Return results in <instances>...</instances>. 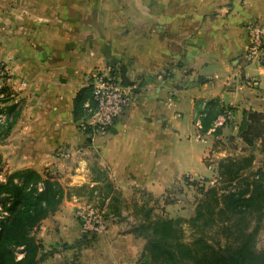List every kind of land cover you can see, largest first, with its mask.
<instances>
[{"label":"crops","instance_id":"crops-1","mask_svg":"<svg viewBox=\"0 0 264 264\" xmlns=\"http://www.w3.org/2000/svg\"><path fill=\"white\" fill-rule=\"evenodd\" d=\"M248 22L264 25V0H0L10 93L2 105L11 116L7 133L0 126V179L27 170L63 190L35 233L44 252L56 251L40 264H70L77 242L90 238L79 264H137L145 241L132 229L145 212L154 219L159 204L174 205L162 198L197 177L195 161L212 171L205 162L214 140L254 162L262 156L259 144L250 149L238 137L244 112L264 114V68L243 59ZM96 71L130 87L132 100L104 134L88 137L73 100ZM224 107L230 126L201 130L206 147L195 154L185 143L198 132L195 117ZM89 200L109 220L91 237L73 217Z\"/></svg>","mask_w":264,"mask_h":264},{"label":"trees","instance_id":"trees-1","mask_svg":"<svg viewBox=\"0 0 264 264\" xmlns=\"http://www.w3.org/2000/svg\"><path fill=\"white\" fill-rule=\"evenodd\" d=\"M1 92L5 97L0 99V105L10 98L7 86L4 85ZM86 103L93 105L90 86L81 89L73 100L76 120L86 116ZM222 111L223 108L207 110L206 117L201 119L203 132L211 128ZM6 126L5 133L11 125ZM238 137L247 148L253 149L259 144L264 154V114L244 112ZM253 162L251 154L239 159L225 158L218 163V174L220 178L229 175L231 185ZM241 179L242 184L231 191L220 190L216 185L197 189L203 199L186 221L160 216L152 219L145 212V217L131 231L145 241L137 264H264V251L255 249L258 227L250 229L246 220L253 211H262L260 217L264 215V171L257 170L251 181ZM184 181L197 187L195 183H188V178ZM62 197L63 190L52 177H42L32 171L15 172L0 180V264H40L56 253L54 250L44 252L35 233L41 222L56 211ZM216 218L234 221L235 234L230 243L214 247L205 239V229ZM183 224L193 231L189 242L184 239ZM80 242L86 240L77 242L78 247Z\"/></svg>","mask_w":264,"mask_h":264},{"label":"rangeland","instance_id":"rangeland-1","mask_svg":"<svg viewBox=\"0 0 264 264\" xmlns=\"http://www.w3.org/2000/svg\"><path fill=\"white\" fill-rule=\"evenodd\" d=\"M250 67L251 69L252 68L258 69V66L255 64H252V66ZM3 78H6V75L1 77L0 80L2 81ZM182 109H183L181 111L182 114L180 115L181 118L179 120L182 122V124L185 127L186 125H188V120H189L188 113H187L188 108L184 106ZM230 124L231 123H228L226 124V126H230ZM0 131L2 132L3 128H1ZM195 136L192 137V135H190L189 137L190 143L188 142H185V143H187V145H189L190 147L194 148L195 154H200V152L203 151L204 148L206 147V145L202 143L206 139L202 135L203 136L202 140L197 142L195 141L196 140ZM183 141H187V140H183ZM214 141L216 143L215 151L212 154H210L208 159L206 158V162H205L206 165H210L213 167L212 171L206 170L205 164L201 165L198 161H195L193 164L191 173L196 174L195 177L196 176L197 177L194 179H190L188 183L190 184L195 183L197 184V187H195V185L193 184L188 185L185 182L172 186V188L167 193V195L164 196L165 198H162V202H164L165 199L166 201L172 200L174 205L166 206L164 209H161L160 205H162L163 203L159 204L158 205L159 207L156 208V213H157L156 215L162 218H169V219L180 218L186 221L194 215L198 203H200V201L203 199L202 193L197 190L201 186L204 189H208L209 187L216 185V187L220 190L222 189L223 191H231L234 189L236 185L242 184L241 178H246L247 181H251V176L257 170L264 171V154H262L261 156V154L258 153L256 154V157H255L254 166L247 168L243 170L242 172H240V174L238 175V179H236L231 185H229L228 184L229 175H225L220 178L218 174V163L225 158H233V159L238 158L239 159L240 157L244 155H249V154L244 151L241 152V151L236 150V146L233 144L231 145L228 143L223 144L221 140H218V141L214 140ZM82 205L90 206L93 208L99 207L96 203L92 202L91 200H89L88 202L82 203ZM260 214H262V211L261 212L253 211L251 214H248L246 216V220L248 221L250 225V229L256 226L258 227V232L256 233V241H255V249L257 252L264 251V215L260 217ZM73 217L75 221H77L75 212H74ZM258 217L260 218L257 219ZM103 218H105L106 222L109 221L108 219H106V216L104 214H103ZM182 229L184 232L185 241L189 242L194 235L192 229L190 230V227L187 224H183ZM234 234H235L234 221H231V222H227L225 220L221 221L219 218L214 219L213 223L205 229V239L207 240L208 243H210L214 247H217L218 244L223 245L226 243H230V241L233 240ZM91 236L92 235H88V237H91ZM88 241H91V238L88 239L86 242H82V244L80 242V245H81L80 247H74L72 251L70 263L79 264V260L83 256L81 252L87 246Z\"/></svg>","mask_w":264,"mask_h":264},{"label":"built area","instance_id":"built-area-1","mask_svg":"<svg viewBox=\"0 0 264 264\" xmlns=\"http://www.w3.org/2000/svg\"><path fill=\"white\" fill-rule=\"evenodd\" d=\"M244 29L248 38V45L243 53L244 61L264 68V25L248 22ZM4 75H6V71L1 66L0 78ZM3 79L0 80V99L5 97V93L1 92L4 87ZM90 82L93 105L85 104L86 118L78 125L80 131L88 137L89 135L104 134L114 121L122 115L132 100L131 88L123 85L109 71L92 73ZM201 117V115H197L194 120V125L199 133L202 130ZM10 120L11 116L7 114V110L1 104L0 126L5 125ZM231 121V109L224 107L206 135L213 134L216 129L231 123ZM199 133L196 134L195 139L201 141L203 136ZM74 212L82 234L98 235L106 231L107 223L103 218V211L100 209L81 204L75 208Z\"/></svg>","mask_w":264,"mask_h":264}]
</instances>
